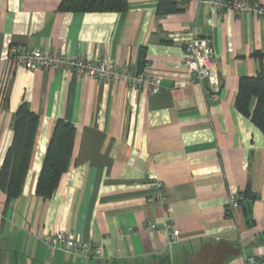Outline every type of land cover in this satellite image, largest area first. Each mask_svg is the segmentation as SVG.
Wrapping results in <instances>:
<instances>
[{
  "label": "crops",
  "instance_id": "obj_1",
  "mask_svg": "<svg viewBox=\"0 0 264 264\" xmlns=\"http://www.w3.org/2000/svg\"><path fill=\"white\" fill-rule=\"evenodd\" d=\"M159 1L81 12L60 10L61 0H0V167L20 104L39 116L22 193L8 200L0 189V264H264V134L236 106L240 79L264 71V17ZM189 29L212 40L213 90L186 81ZM13 46L147 69L162 88L27 69ZM59 119L76 128L73 154L43 198L37 182ZM149 174L164 182V199ZM243 191L249 201L229 216V198ZM57 231L103 252L53 249L44 237Z\"/></svg>",
  "mask_w": 264,
  "mask_h": 264
},
{
  "label": "built area",
  "instance_id": "obj_2",
  "mask_svg": "<svg viewBox=\"0 0 264 264\" xmlns=\"http://www.w3.org/2000/svg\"><path fill=\"white\" fill-rule=\"evenodd\" d=\"M205 3L214 11L229 10L235 14L253 12L264 17V3L258 0H197ZM184 66L187 82L198 81L206 88L214 89L218 77L214 71L215 50L211 38L198 35L193 29L187 31L184 40ZM11 58L16 64L27 69L57 68L91 78H104L107 80H124L132 87H148L153 93L162 88V78L144 69L138 72L129 65H119L114 61H103L88 59L80 56H69L65 53L53 52L41 48H27L24 46H13L10 49ZM156 188L154 198L162 200L165 197V184L155 174H149ZM241 192L233 194L227 203L226 214L234 216L240 208L242 199ZM171 211V207H166ZM152 230L167 229V225L158 223L148 224ZM179 230L173 228L170 231L169 244L179 239ZM44 242L53 249H60L67 253H78L86 257L100 256L103 249L99 245L77 240L64 231H57L45 235ZM254 261V259H251Z\"/></svg>",
  "mask_w": 264,
  "mask_h": 264
},
{
  "label": "trees",
  "instance_id": "obj_3",
  "mask_svg": "<svg viewBox=\"0 0 264 264\" xmlns=\"http://www.w3.org/2000/svg\"><path fill=\"white\" fill-rule=\"evenodd\" d=\"M170 3L171 0H160L158 6L161 8L164 4ZM128 7L129 0H61L59 4L62 11L81 12H123ZM236 106L264 134V71L240 79ZM38 122V114L30 110L23 101L14 115L13 140L0 167V189L6 193L8 200L17 198L22 193L32 158ZM75 136L76 128L72 123L63 119L56 122L36 187L37 194L43 198L54 195L63 174L68 170ZM241 193L244 196L241 204L249 201L247 193L245 191Z\"/></svg>",
  "mask_w": 264,
  "mask_h": 264
}]
</instances>
